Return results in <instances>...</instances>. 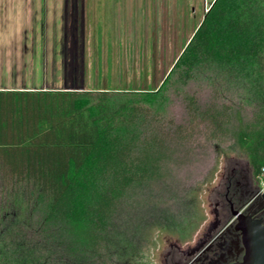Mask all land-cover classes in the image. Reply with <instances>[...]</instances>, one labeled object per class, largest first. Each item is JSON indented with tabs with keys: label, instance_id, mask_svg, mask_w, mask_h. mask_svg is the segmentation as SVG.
<instances>
[{
	"label": "trees",
	"instance_id": "obj_1",
	"mask_svg": "<svg viewBox=\"0 0 264 264\" xmlns=\"http://www.w3.org/2000/svg\"><path fill=\"white\" fill-rule=\"evenodd\" d=\"M201 75L264 84V0H214L156 89L0 90V171L32 186L23 219L0 229V264H47L52 245L75 255L104 238L128 191L187 165L232 131L254 176L264 167V112L203 102ZM187 118H168L169 92Z\"/></svg>",
	"mask_w": 264,
	"mask_h": 264
},
{
	"label": "rangeland",
	"instance_id": "obj_2",
	"mask_svg": "<svg viewBox=\"0 0 264 264\" xmlns=\"http://www.w3.org/2000/svg\"><path fill=\"white\" fill-rule=\"evenodd\" d=\"M214 0H96L97 16L88 18L79 38L70 42L93 49L115 69L95 70L86 87L158 88L188 44ZM87 83V82H86ZM72 87V84H66ZM82 85V84H81ZM66 87V86H65ZM203 102L211 99L239 108L245 120L264 112V84L243 77L201 75L186 87ZM168 118H187L183 95L169 92ZM249 162L232 131L208 141L196 157L173 167L159 181L131 188L91 251L70 252L51 246L47 264H163L173 246H194L213 220V194L222 175L236 163ZM34 188L3 177L0 171V229L23 219Z\"/></svg>",
	"mask_w": 264,
	"mask_h": 264
},
{
	"label": "crops",
	"instance_id": "obj_3",
	"mask_svg": "<svg viewBox=\"0 0 264 264\" xmlns=\"http://www.w3.org/2000/svg\"><path fill=\"white\" fill-rule=\"evenodd\" d=\"M93 1L0 0V90H87L95 70L119 67L70 42L97 16Z\"/></svg>",
	"mask_w": 264,
	"mask_h": 264
},
{
	"label": "flooded vegetation",
	"instance_id": "obj_4",
	"mask_svg": "<svg viewBox=\"0 0 264 264\" xmlns=\"http://www.w3.org/2000/svg\"><path fill=\"white\" fill-rule=\"evenodd\" d=\"M239 209L264 222V197L249 162L236 163L222 175L213 194L214 217L203 236L187 249L173 246L163 264H232L242 260L240 231L229 225L233 212Z\"/></svg>",
	"mask_w": 264,
	"mask_h": 264
},
{
	"label": "water",
	"instance_id": "obj_5",
	"mask_svg": "<svg viewBox=\"0 0 264 264\" xmlns=\"http://www.w3.org/2000/svg\"><path fill=\"white\" fill-rule=\"evenodd\" d=\"M261 194V192H260ZM264 197V192L261 194ZM229 225L240 231L244 254L232 264H264V222L246 209L233 212Z\"/></svg>",
	"mask_w": 264,
	"mask_h": 264
},
{
	"label": "built area",
	"instance_id": "obj_6",
	"mask_svg": "<svg viewBox=\"0 0 264 264\" xmlns=\"http://www.w3.org/2000/svg\"><path fill=\"white\" fill-rule=\"evenodd\" d=\"M258 182H259V192H261L262 194L264 192V167L262 168L258 176Z\"/></svg>",
	"mask_w": 264,
	"mask_h": 264
}]
</instances>
